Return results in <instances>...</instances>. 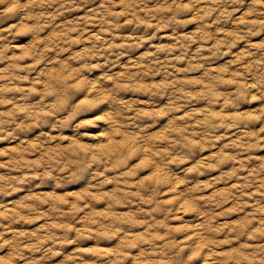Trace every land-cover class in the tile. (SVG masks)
Instances as JSON below:
<instances>
[{
  "label": "clouds",
  "instance_id": "obj_1",
  "mask_svg": "<svg viewBox=\"0 0 264 264\" xmlns=\"http://www.w3.org/2000/svg\"><path fill=\"white\" fill-rule=\"evenodd\" d=\"M0 4V23L20 14L0 34L24 24L38 41L30 65H12L22 74L0 75L25 94L20 105L0 86V143L24 141L0 148L13 173H0V206L39 197L0 214V264H43L69 233L109 249V264H264V0ZM91 181L79 199L39 195Z\"/></svg>",
  "mask_w": 264,
  "mask_h": 264
},
{
  "label": "rangeland",
  "instance_id": "obj_2",
  "mask_svg": "<svg viewBox=\"0 0 264 264\" xmlns=\"http://www.w3.org/2000/svg\"><path fill=\"white\" fill-rule=\"evenodd\" d=\"M7 5L5 4H0V9H5ZM72 13H66V15H71ZM20 14L17 13L11 20H6L5 22L0 23V28L2 27H7L8 24H16L17 20L19 19ZM15 32L14 36H9L7 32H4L0 35H3L7 37L6 40H0V48H5V49H11L10 52H6L5 55H10V56H15L16 61L12 60H4L3 62H0V75H18L22 73H17L16 69L12 67L14 63H20L21 65H30L32 61V56L34 53L38 50L37 49V36L35 33L31 32L27 25L20 24L17 28L13 29ZM46 32L48 30H45ZM121 31H126L130 32L132 29L130 27H126L124 29H121ZM155 31V29H153ZM62 35L61 33H50L47 36V42L52 43L53 40L57 38V36ZM162 38V37H161ZM22 45V47H17L16 45ZM39 47H46V44L41 42L39 44ZM121 59H124L123 57ZM121 71L123 70L122 68L120 69ZM59 75V73H58ZM70 77H64V79H69ZM13 83L16 86H24L21 84L20 81H13ZM190 83H197L196 81H191ZM8 85V80H0V86H5V92L4 95L6 97H13L15 98V103L23 105L25 103V100L22 99V97L25 95L24 93H19L16 91H9L7 89ZM161 87L163 85H160ZM31 98V97H30ZM11 107V106H9ZM0 111H7V109L0 107ZM159 115V114H158ZM19 118V117H18ZM235 119H239L240 117H234ZM249 119L252 117L249 116ZM12 125H6V127H11ZM28 133H25L27 135ZM40 139V138H38ZM218 144L224 143V141H218ZM24 144L23 140L16 141V140H6L0 143V148H3L5 145H8L14 153H16L20 148L21 145ZM30 148H35V142L29 143L25 148L24 151L28 152ZM214 151V149L212 150ZM36 163H39L38 161ZM150 164V161L148 159L142 160L138 167L140 168H147ZM0 173H5L6 175H12L9 171V169L3 168L0 169ZM95 181H91L89 184V188L85 189L83 192H69L65 194H58L57 192H41L39 195L43 196L45 199H55L58 201H63L65 198L68 199H79L81 197H84L89 190L91 189V185L94 184ZM110 198L113 200L114 204L120 207H123L121 205L119 198L116 196L115 193L110 194ZM39 199L38 196L33 193L30 196H25L24 200L17 201L14 204H4L3 206H0V214L3 215H8L7 210L11 209L13 215H18L17 209L21 208V206L26 202H30L32 200ZM94 200H99L101 197L96 196L93 197ZM43 206V205H42ZM132 207H135L134 205ZM75 211V209H73ZM189 211L188 208L184 209L185 214ZM56 219H59V214L56 213L54 214ZM96 215H103V213H96ZM131 218V217H129ZM91 218L86 217L84 219L83 225L78 224L77 227H87L88 222ZM21 223H23V219L21 220ZM37 223L40 224L41 227H44L45 222L44 221H37ZM49 223H52V221H49ZM173 223L179 224L180 221H173ZM27 226V225H25ZM39 231L40 229H36ZM134 231H143V229H135ZM110 232H105V237L110 236ZM69 236L72 237L75 242L74 243H64V244H57L53 247L54 252H59V256H52L50 259H46L43 264H56L57 261L60 262V264H86L87 261H95L96 264H109V262L113 259V257L110 255V250L109 249H101L100 247L93 248L91 250H85L90 243L87 239L83 238H78L81 237V233H69ZM136 237H133L127 243L130 245L135 242ZM96 243L100 245H108L111 243H117V249H119V246L124 244L125 242L123 241H110L108 239H98ZM144 247H147V245H144ZM193 264H202L201 260H195L193 261Z\"/></svg>",
  "mask_w": 264,
  "mask_h": 264
}]
</instances>
